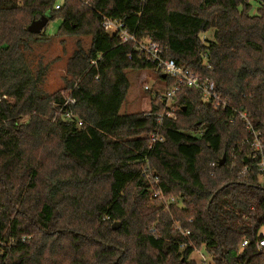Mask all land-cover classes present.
<instances>
[{"label": "trees", "instance_id": "1", "mask_svg": "<svg viewBox=\"0 0 264 264\" xmlns=\"http://www.w3.org/2000/svg\"><path fill=\"white\" fill-rule=\"evenodd\" d=\"M56 4L0 0V264H199L191 257L201 251L212 264H257L262 157L238 114L260 134L264 155V0H89L88 7L64 0L55 11ZM50 11L48 22L62 20L57 37L90 36L91 46L69 59L67 86L43 97L23 50L41 36L30 25ZM102 17L214 81L227 109L178 88L139 59L133 43L105 32ZM128 71H153L164 81L149 113L120 115ZM75 83L70 111L81 127L62 109ZM175 89L176 119L161 130ZM157 132L164 141L151 150ZM147 168L175 205L151 198L157 187L143 176ZM244 240L250 245L241 251Z\"/></svg>", "mask_w": 264, "mask_h": 264}, {"label": "built area", "instance_id": "2", "mask_svg": "<svg viewBox=\"0 0 264 264\" xmlns=\"http://www.w3.org/2000/svg\"><path fill=\"white\" fill-rule=\"evenodd\" d=\"M84 2V6H89V0H82ZM62 3H57L55 6V11H59L61 9ZM102 28L105 32L116 34L121 42V44L133 43L135 50L138 52L139 59H145L151 63H153L157 70L161 72V74L166 77L174 80L178 88H188L199 91L202 94L203 102L206 104H210L214 109H221L224 111L227 109V103L222 99L221 95L218 93L216 84L214 81L206 80L204 81L201 76L196 75L192 71L180 67L173 60H168L166 58L167 52L162 49L159 45L153 43L150 39L138 40L136 39L128 30L125 23L116 19L102 17ZM131 60V56L129 57ZM97 62H92V65L96 66ZM98 80V77H96ZM78 83H75L73 89L66 95L65 100L62 104V109H67L66 118L68 120H73L78 123V127L82 126V123L78 121L77 117L70 111L72 107L76 106L77 100L74 97L75 90H78ZM178 89H175L168 97L166 102L165 111L161 115L158 123L160 125V129H163V125L165 119H176L177 109L173 107V99ZM240 119L245 122V125L252 135V140H248L247 143L251 144V146L255 149L259 156H261V161L257 164L259 168V184L264 187V155L262 143L260 140V134L256 133L248 120L246 114H238ZM152 140L151 150H153L155 144L162 143L164 141L163 136L160 132H157L150 136ZM250 171L249 168H244L243 174L248 173ZM144 175L148 179H150L157 189L152 192L151 198L158 202L161 206L168 208L171 205H175L176 200L173 197L166 196L163 191L159 187V179L154 176L153 171L149 168L144 170ZM189 224L193 223V220L188 221ZM175 230L180 233L184 237H188L190 232L184 230L179 223H175ZM25 239H22L24 241ZM11 243H15L12 241ZM250 242L248 240H244L241 244V251L245 250L249 247ZM183 247V246H182ZM255 249L257 254H259L260 261L257 264H264V230L260 233L256 244ZM212 259L207 255L201 256L200 264H210Z\"/></svg>", "mask_w": 264, "mask_h": 264}, {"label": "rangeland", "instance_id": "3", "mask_svg": "<svg viewBox=\"0 0 264 264\" xmlns=\"http://www.w3.org/2000/svg\"><path fill=\"white\" fill-rule=\"evenodd\" d=\"M56 1L57 3L64 2V0ZM1 2L4 3V0ZM252 5L251 14L254 15L257 13L258 5L256 2ZM51 17L52 12L50 11L46 18ZM61 24V19L49 21L40 38L33 40L29 48L23 50L33 77L39 78V89L43 97L50 96L67 86L70 80L67 73L69 59L79 48L89 50L91 46L90 36L57 37ZM204 38L211 39V34ZM127 77L130 88L120 115L149 113L152 109V98L157 94L165 93L164 81L153 71H128ZM3 98L6 99V97ZM202 255L207 254L204 251L195 252L191 259L200 264Z\"/></svg>", "mask_w": 264, "mask_h": 264}, {"label": "water", "instance_id": "4", "mask_svg": "<svg viewBox=\"0 0 264 264\" xmlns=\"http://www.w3.org/2000/svg\"><path fill=\"white\" fill-rule=\"evenodd\" d=\"M48 24V19L46 17L41 18L38 21L33 22L30 27L28 28V31L30 33H34V34H41L43 29L47 26ZM120 226H113L114 230H117Z\"/></svg>", "mask_w": 264, "mask_h": 264}]
</instances>
